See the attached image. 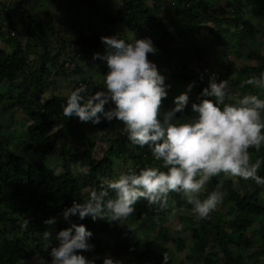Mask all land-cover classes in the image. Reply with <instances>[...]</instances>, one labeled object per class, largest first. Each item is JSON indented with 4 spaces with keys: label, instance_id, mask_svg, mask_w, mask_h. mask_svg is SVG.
Masks as SVG:
<instances>
[{
    "label": "trees",
    "instance_id": "16d2710c",
    "mask_svg": "<svg viewBox=\"0 0 264 264\" xmlns=\"http://www.w3.org/2000/svg\"><path fill=\"white\" fill-rule=\"evenodd\" d=\"M217 1L222 4L212 0L88 1L95 16L104 17L115 31L121 30L113 41L121 42L126 50L120 59L115 58L116 50L102 51L103 34L98 31L86 35L80 30L75 45L98 70L131 79L114 90L76 88L69 98L45 96L52 84L50 65L57 57L45 55L38 64L31 60L32 25H39L38 21L28 15L32 24L26 34L14 31L6 36L0 30V41L9 47L7 51L0 47V108L5 98L11 99L28 117L24 140L5 139L0 132V264H21L30 249L46 264H75L80 259L75 242L104 247L121 220L140 226L148 223L154 232L156 225L147 221L169 219L173 207H203L202 216L192 218L188 227L194 253L203 264H245L242 253L233 252L234 244L254 251L251 264H264V161L225 158L200 194L188 185L189 175L179 171L181 163L162 165L153 173L160 160L156 154H180L194 163L190 148L197 149L200 140L188 123L191 113L205 125L223 119L237 125L240 132L253 133L247 151L264 153V128L256 126L264 123L260 99L264 54L255 47L264 0ZM150 47L158 52L154 62L148 60ZM218 49H226L225 57L237 60L220 62L217 70L212 69ZM140 60L154 64L155 70L141 73L135 66ZM74 73L88 86L82 71ZM137 82L148 86L147 91H138L140 101L130 96ZM159 83L165 85L167 97L152 124L149 120L154 116L151 110L156 93L152 87ZM5 84L8 91L2 92ZM236 91L245 95L246 103L233 98ZM89 98L102 111L90 119L106 134L108 148L101 156L94 155V145L73 118ZM229 105L232 110L228 114ZM216 143L221 144V139L216 138ZM20 148L27 156L18 153ZM53 155L58 157L55 166L61 171L46 174L39 163L46 164L44 160ZM73 158L88 166L76 172ZM118 165L125 166L122 173ZM230 169L241 174L230 177ZM117 181L126 190L123 197ZM88 194L103 203L97 211ZM115 201L120 204L112 206ZM50 222L58 223L64 239L28 246ZM260 223L263 227L258 229ZM2 228L9 229L12 237ZM209 229L214 230L217 247L205 253ZM160 236L173 237L170 228L163 226ZM176 244L183 250V240ZM119 249L138 262L181 264L169 247L156 252L141 239L121 243ZM99 264L109 263L99 260Z\"/></svg>",
    "mask_w": 264,
    "mask_h": 264
},
{
    "label": "rangeland",
    "instance_id": "374dc122",
    "mask_svg": "<svg viewBox=\"0 0 264 264\" xmlns=\"http://www.w3.org/2000/svg\"><path fill=\"white\" fill-rule=\"evenodd\" d=\"M13 1H16V3H13ZM88 1L91 0H85L84 2L77 0H0L1 32L6 34V36L14 31L18 34H26L27 29H29V24H32V18L38 21L39 25H32L35 37L33 38L34 43H32L31 60H34L38 64L45 55L48 58L57 57L56 63L50 65L52 75L49 81L52 84L45 93V96L48 98L52 95L69 98L76 88L79 90L84 87L83 89L85 91H88L87 89L90 88L94 92L96 90H114L122 87L124 84H129L128 82L131 77L127 75L118 77L117 75L105 74L103 71L98 70V66L95 63L91 64V60L86 55L81 54L79 48L75 45L80 30H83L86 35H91L94 31H98L103 34L102 51L111 52L116 50L117 54L115 58L120 59L121 54L126 50V47L121 42L117 43L116 40L113 41V39L119 37L118 32L121 30L115 31L114 29L116 27H111L104 22V17L95 16ZM212 2L214 4H222L217 0H212ZM28 15H31V18ZM99 18H102V21ZM40 23H42V26ZM263 30L264 16L257 22L256 40L258 44L255 46L257 51H261L264 54ZM235 41H238V39H235ZM0 47L6 51L9 50V47L2 40L0 41ZM138 47L141 48V46ZM225 50H217L211 61L212 69L217 70L220 67V62L237 60L233 56L226 58ZM149 53L148 60L154 62L158 56V52H154L150 47ZM249 64H254V62H249ZM62 65L64 66L63 68ZM135 66L141 73L155 70L154 64L147 61L140 60L135 63ZM78 70L84 73L88 86L81 83V75L74 73ZM8 86V84L3 85L1 91H8ZM152 88L156 92L153 99L154 105H152L151 110L154 116L149 122L154 124L155 118L163 111V104L166 102L167 92H163L165 85L162 83ZM147 90V85L137 82L136 86L132 88L130 96L140 101V96L137 94L138 91ZM260 95L261 101L264 102V86L261 87ZM233 98L242 103H246L245 95L241 92H234ZM83 107V110L76 109L73 118L80 124L94 145V155L101 156L108 148L105 139L106 134L101 133L91 124L90 119L93 116L101 115L102 111L98 109L97 103L93 98L83 101ZM231 110V105L226 107L228 114ZM188 123L195 129L200 140L197 144V149L190 148L194 163H190L180 154H156L160 156V160L154 164V174L162 165L175 164L178 166L181 163V166H178L179 171L185 175H189L187 181L191 183H188V185H192L195 188V192L200 194L204 190L205 183L213 170L225 158H237L240 162H243L245 158L251 157L264 161V153L253 154L247 151V140L254 138L253 133L240 132L237 125L231 124L223 119L215 120L209 125H205L203 122L196 120L194 113H191ZM27 125L28 117L13 105V100L5 98L3 107L0 108V132L4 135V138L12 137L17 142L22 139L24 140ZM59 126H62V123H59ZM256 126L264 128V123H258ZM216 138L221 139V144L216 143ZM18 153L24 157L27 156V153L22 148L19 149ZM35 161L37 162V160ZM44 161L46 164L39 163V168L44 167L43 172L46 174L61 171L60 166H55L58 163V157L56 155L47 157ZM72 163L76 172H81L88 166L87 163L80 162L75 158L72 159ZM123 167L125 166L118 165L116 168L122 173L124 171ZM227 174L230 177L237 178L241 172L240 170L230 169ZM117 183V186H121L119 188L121 191L120 196H125L126 190L122 187V182L117 181ZM88 200L95 211L103 204L91 194L88 196ZM198 202H201V198L198 199ZM117 204H120L119 201L112 202V206ZM218 209L221 210V208ZM202 211L203 207H194L192 209L173 207L169 219H151L147 221L156 225L154 232H151V229L147 227L148 223L140 226L138 223L132 224L129 221L124 220L123 222L121 220L118 227H115L112 234L105 239L104 247L100 246L99 243L75 242L80 250V259L75 264H99V260H106L109 264H148L138 262L119 249L121 243H134L137 239L144 240L156 252H161L165 247H169L181 264H203V259L194 253L193 248L195 242L188 228L191 225L190 220L192 218L199 219L202 216ZM57 224V222L48 223L45 231L39 237L30 240L28 246L31 245L34 247L39 242L47 243L64 239L62 231L61 229L59 230ZM161 226L170 228V233L173 237L162 238L160 236ZM262 227L263 224L260 223L258 229ZM3 231L8 232L7 236L12 237L9 234V229H3ZM208 238L205 253H211L217 247L214 230L209 229ZM177 240H183L185 243L181 251L177 248ZM232 249L233 252L237 251L242 253V259L245 264H251L250 256L254 252L252 249H247L244 245L240 247L235 244ZM21 262V264H46L37 254L32 253L31 249L27 251V254ZM214 264L218 263L215 262Z\"/></svg>",
    "mask_w": 264,
    "mask_h": 264
},
{
    "label": "built area",
    "instance_id": "2783aa9c",
    "mask_svg": "<svg viewBox=\"0 0 264 264\" xmlns=\"http://www.w3.org/2000/svg\"><path fill=\"white\" fill-rule=\"evenodd\" d=\"M13 3H16V1H13Z\"/></svg>",
    "mask_w": 264,
    "mask_h": 264
}]
</instances>
